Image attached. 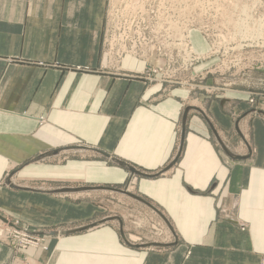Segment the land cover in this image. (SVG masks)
<instances>
[{
	"label": "crops",
	"instance_id": "1",
	"mask_svg": "<svg viewBox=\"0 0 264 264\" xmlns=\"http://www.w3.org/2000/svg\"><path fill=\"white\" fill-rule=\"evenodd\" d=\"M106 7L0 0V220L5 213L40 230L47 248L0 243V264H259L264 92L255 106L251 90L233 88L186 107L188 90L161 99L162 85L102 72ZM121 67L141 72L145 64L127 56ZM260 79L264 71L244 82ZM114 160L150 177L134 183ZM10 172L15 187L13 179L4 184ZM69 184L134 186L168 220L175 246L134 247L115 224L95 221L106 210L73 202Z\"/></svg>",
	"mask_w": 264,
	"mask_h": 264
},
{
	"label": "rangeland",
	"instance_id": "2",
	"mask_svg": "<svg viewBox=\"0 0 264 264\" xmlns=\"http://www.w3.org/2000/svg\"><path fill=\"white\" fill-rule=\"evenodd\" d=\"M160 1L165 4L169 2V5L167 9L165 4H163V7L158 11L160 17L166 18L161 20V23L158 26V32H162L165 28L164 24L169 23L167 32L172 41L177 43L176 33L178 32L179 36H182L185 41L184 58L181 66V71H183V81H177L170 76L168 83H155L157 78L154 74L151 75L145 72L147 67L150 65L160 71H164L167 66L166 62L156 60L155 55L152 56L149 63L137 59L145 64V67L141 72L126 71L123 69L124 72L122 74H117L107 67L101 68L102 72H110L118 76L122 75L131 80H141L146 87L162 85L164 87V92L161 91L157 95H161V99H163V97H170L172 89L180 88L188 90L192 93V96L184 103L186 107L189 102L192 104L195 102L196 104L200 100V96H210L216 92H224V90L228 89L233 90V88H246L251 90V93L249 92L251 95L249 104L255 106L260 98H263L260 93L264 92V89L262 88L264 86V79H260L258 83L254 82V85L248 87L247 81L244 82V80H247V77L254 72L258 73L264 71V0ZM129 6L135 7L131 10L128 17L134 16L135 11L144 10V4H139V0L136 1L135 4L130 2ZM152 6L155 8L156 4L153 3ZM223 11H228V13H230H224ZM154 14L155 11L153 10L151 16L153 17ZM223 14L224 16L226 14V17H224ZM227 17L232 18V25L228 24L227 20L229 21V19ZM152 22L154 25L156 24L155 21ZM175 25L178 26V32H176L177 30L174 28ZM241 38L245 40H242ZM187 44L189 45V48L187 47ZM241 45L242 47H239ZM190 49L196 54V57H194L189 51ZM222 56L224 57V60ZM152 60L161 62V66L155 65V62H151ZM197 60L199 61L195 63ZM240 78L243 79V81H239L238 79ZM176 82H179L180 84H176ZM221 143L222 142H220V144ZM219 147L221 148L222 146ZM231 151H233V149H230V152ZM86 158L87 157L83 158L79 156V158L74 159H89ZM61 162L63 163L64 159L56 163ZM114 163L119 166L118 161L114 160ZM121 168L128 169V166L125 164V166ZM11 174L12 172L8 173L9 176L7 175L4 179V184L6 185L8 182L11 183V179H13L12 186L15 187L17 184L15 176L17 174ZM130 174L132 176L131 180L134 183L136 182L137 177H141L132 174L131 172ZM10 175L13 177L10 178ZM19 184L20 186L26 185L23 183ZM5 185L4 187H6ZM27 186L30 188L37 187V185L33 184H28ZM69 187L73 189L88 188L87 186L80 184H69ZM106 188L112 187L106 186ZM114 189H121L141 198V196L135 191L134 186L132 189L125 188V186L115 187ZM70 197L73 202L83 203L85 207L89 208L90 212L95 210L97 213V211L104 212L103 210H106L105 213L100 215L95 221H103L100 222V225L115 224L120 233L122 232L121 235L123 234L125 239H128L130 242L129 244H133L134 247L138 249H162L164 247L175 246L176 244L173 238L174 235L171 232L172 228L167 225L163 218L152 208L128 195L111 190H96L85 191L83 193L76 192L70 195ZM18 198L24 200L23 196ZM15 199L17 200V198ZM30 209L31 213L32 207H30ZM117 219H120L121 222ZM1 222L4 223V225L1 224ZM16 222L19 223L20 227L27 229L32 236L36 237L35 239L40 240V248L47 249L44 247L46 235L40 234V230H34V228H31L28 225L24 226L12 216L4 213V219L0 220V226H4V229H6L9 223L14 224ZM73 227L75 228L78 226H75L74 224ZM44 231L48 232V230ZM131 231L133 234H138L130 236L132 234ZM0 243L20 251L35 249H18L16 247H19V239L17 237H11L9 240H6V242ZM158 245L161 247H158ZM262 257H260L259 264L261 263Z\"/></svg>",
	"mask_w": 264,
	"mask_h": 264
},
{
	"label": "built area",
	"instance_id": "3",
	"mask_svg": "<svg viewBox=\"0 0 264 264\" xmlns=\"http://www.w3.org/2000/svg\"><path fill=\"white\" fill-rule=\"evenodd\" d=\"M127 1L118 5L113 4L112 0H107L103 36V55L108 63L106 67L117 74H122L124 71L121 64L125 57L130 56L149 63L155 55L156 60L167 63L164 71L150 65L147 67L145 72L155 75L157 78L155 83H168L170 76L177 81H183L181 66L184 58V39L179 36L178 32L177 43L172 41L167 32L169 23H165L164 30L158 32L161 20L166 19L160 17L158 11L165 3L160 0H139V4H144V10L135 11L134 16L127 17L124 15ZM153 3L156 4L155 8L152 6ZM168 5L169 2L165 4L167 9ZM153 10L155 14L152 17ZM152 21L156 24L154 25ZM187 47L189 48L188 44ZM189 51L196 57L191 49ZM176 84L180 83L176 82ZM1 224L4 225L2 222ZM11 237L19 239V247L16 246L18 249L40 248L41 246L40 240L35 239L36 237L32 236L27 229L20 227L18 222L9 223L6 229L0 226V242L4 243ZM260 264H264V257Z\"/></svg>",
	"mask_w": 264,
	"mask_h": 264
},
{
	"label": "water",
	"instance_id": "4",
	"mask_svg": "<svg viewBox=\"0 0 264 264\" xmlns=\"http://www.w3.org/2000/svg\"><path fill=\"white\" fill-rule=\"evenodd\" d=\"M192 109L191 108H188L186 111H185V122H184V128H183V137L182 139L184 138V135H185V131H186V121H187V117H188V114L189 112L191 111ZM221 146L223 147V150L228 154V156H230L231 158L235 159V160H241L242 157H239V156H235L233 155L230 150L223 144L221 143ZM118 164L119 166L121 167H124L125 164L123 162H120L118 161ZM128 170L129 172H131L132 174H135V175H139L141 177H150L149 175L147 174H144L140 171H138L136 168L134 167H130L128 166ZM96 190H111V191H116V192H119V193H122V194H125V195H128L129 197H132L136 200H138L139 202L145 204L146 206L152 208L155 212H157L162 218L163 220L168 224V226L171 228V225L170 223L168 222V220L156 209L154 208V206H152L150 203H148L146 200L140 198V197H137L133 194H130L128 192H125L121 189H114V188H106V187H100V188H95V187H88V188H83V189H68L67 191L68 192H72V193H76V192H85V191H96ZM118 221L121 222L120 219H117ZM122 233V232H121ZM122 237L125 239L124 235L122 234ZM126 240V239H125ZM158 247H161L158 245Z\"/></svg>",
	"mask_w": 264,
	"mask_h": 264
},
{
	"label": "bare ground",
	"instance_id": "5",
	"mask_svg": "<svg viewBox=\"0 0 264 264\" xmlns=\"http://www.w3.org/2000/svg\"><path fill=\"white\" fill-rule=\"evenodd\" d=\"M136 1H138V0H130V1L128 0V1H127V3H126V10H125V12H124V15H125V16L128 17V15H129V13L131 12V10H133L134 7H135V6H134V7L129 6V3L131 2L132 4H135ZM122 2H125V0H123V1H122V0H115V1L112 0V3H113V4H114V3H117L118 5H121ZM127 6H128V7H127ZM223 12H224V11H223ZM225 12L228 13V11H225ZM225 12H224V13H225ZM229 13H230V12H229ZM229 13H228V14H229ZM223 16H224V14H223ZM227 16H229V15H227ZM224 17H226V14H225ZM227 18H228V17H227ZM224 19H226V18H224ZM228 19H229V21L227 20L228 24H229V25H230V24L232 25V18L229 17ZM225 23H226V22H225ZM176 26H177V25H175L174 28H176V30H177V29H178V26H177V27H176ZM196 29H197V28H196ZM178 30H179V29H178ZM178 30H177L176 32H178ZM189 33H190V32H189ZM176 34H177V33H176ZM243 38H246V37H243ZM243 38H241V39H242V40H245V39H243ZM247 46H248V45H247ZM239 47H242V45L239 46ZM107 65H108V63H107V59H106V66H107ZM69 193H72V192H69ZM122 230H123V229H122ZM165 236H166V235H165ZM167 236H168V235H167Z\"/></svg>",
	"mask_w": 264,
	"mask_h": 264
}]
</instances>
